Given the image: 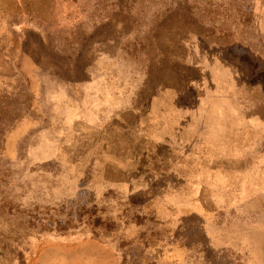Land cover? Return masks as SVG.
Instances as JSON below:
<instances>
[{
    "label": "rangeland",
    "instance_id": "obj_1",
    "mask_svg": "<svg viewBox=\"0 0 264 264\" xmlns=\"http://www.w3.org/2000/svg\"><path fill=\"white\" fill-rule=\"evenodd\" d=\"M0 264H264V0H0Z\"/></svg>",
    "mask_w": 264,
    "mask_h": 264
},
{
    "label": "crops",
    "instance_id": "obj_2",
    "mask_svg": "<svg viewBox=\"0 0 264 264\" xmlns=\"http://www.w3.org/2000/svg\"><path fill=\"white\" fill-rule=\"evenodd\" d=\"M164 181H166V180H164Z\"/></svg>",
    "mask_w": 264,
    "mask_h": 264
}]
</instances>
